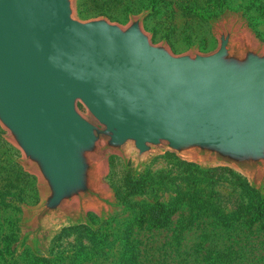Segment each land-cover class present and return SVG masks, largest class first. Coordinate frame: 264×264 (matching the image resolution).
Here are the masks:
<instances>
[{"label": "water", "instance_id": "obj_1", "mask_svg": "<svg viewBox=\"0 0 264 264\" xmlns=\"http://www.w3.org/2000/svg\"><path fill=\"white\" fill-rule=\"evenodd\" d=\"M75 0H0V127L40 201L30 236L111 206L108 153L165 151L264 184V44L225 18L217 48L175 55L143 30L76 18Z\"/></svg>", "mask_w": 264, "mask_h": 264}, {"label": "rangeland", "instance_id": "obj_2", "mask_svg": "<svg viewBox=\"0 0 264 264\" xmlns=\"http://www.w3.org/2000/svg\"><path fill=\"white\" fill-rule=\"evenodd\" d=\"M74 9L79 20L121 26L145 13L152 43L175 55L214 51L225 18L264 44V0H75ZM5 135L0 127V264H264V184L165 151L108 153L111 206L84 219L73 213L33 238L38 178ZM157 205L165 210L161 227L150 217Z\"/></svg>", "mask_w": 264, "mask_h": 264}, {"label": "trees", "instance_id": "obj_3", "mask_svg": "<svg viewBox=\"0 0 264 264\" xmlns=\"http://www.w3.org/2000/svg\"><path fill=\"white\" fill-rule=\"evenodd\" d=\"M261 210H256L255 212V216H259V213H260ZM165 213V210L162 206L160 205H157L152 211H151V214H150V217H151V220L153 221V225L154 227H161L164 225V220L161 218L162 215H164ZM169 217V214L166 215V218Z\"/></svg>", "mask_w": 264, "mask_h": 264}]
</instances>
